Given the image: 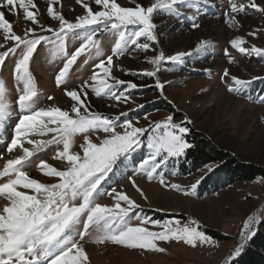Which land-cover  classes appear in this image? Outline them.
Wrapping results in <instances>:
<instances>
[{"label":"snow or ice","instance_id":"obj_1","mask_svg":"<svg viewBox=\"0 0 264 264\" xmlns=\"http://www.w3.org/2000/svg\"><path fill=\"white\" fill-rule=\"evenodd\" d=\"M76 2L82 5L84 14L69 21L54 9L56 0H48L47 13L58 24L45 26L38 18L39 8L35 0H0V32L4 40L0 43V72L6 61L13 58L18 113L10 142L5 143L8 153L14 150L21 153L7 159L0 170V178H6L0 182V196L7 201L0 208V264H89L82 243L86 238H94L95 243L110 241L132 249L156 252L165 251L158 246V241L183 242L192 247L213 244V237L195 220L182 223L175 216L167 220L140 218L137 215L140 206L122 190L113 188L108 193L112 199L110 205L97 202L112 175L126 168L130 158L135 161L136 154L145 146L147 151L135 164V171L145 175L149 181L158 180L166 188L195 196L204 179L201 176L188 186L167 180L169 175H178L175 164L193 146L186 139L190 131L186 125L191 123L187 117L176 122L169 114L162 120L138 127L136 124L139 121L134 123L128 112L110 116L90 110L88 102L90 90L96 97L127 103L131 90L138 85L112 74L114 58L123 56L130 44L133 50H150L154 43H158L157 29L160 25L154 22L155 15L165 12L179 15V9L190 4L191 0H152L146 7L140 3L123 7L117 0H93L98 10H94L88 0ZM248 8L264 13V0H228V9L223 13L225 23L230 27H239L236 15ZM21 11L28 26L22 34H17L7 15H18ZM192 27L199 25L193 22ZM70 35L80 37L78 46L73 49H68L66 45ZM249 35L255 36L256 32ZM9 42L11 46H8ZM210 43L201 40L194 52L206 51ZM229 43L241 54L264 57V48L246 46V40L239 35ZM40 48L46 49L49 59L53 56L58 58L54 61L58 68L55 84L64 87L65 95L71 98L70 110L55 105L37 107L40 93L30 65ZM106 48H110L111 54L105 52ZM192 55L193 51L173 55L159 51L146 58L152 65L151 70L126 74L155 78L154 86L162 94L165 84L158 78L162 65L169 62L183 65L186 58ZM81 62L92 63L91 74L77 87L69 89L66 85L74 79L75 69ZM229 75V70L225 68L221 79ZM252 80L231 76L228 91L246 94ZM47 99L51 101L54 98L48 96ZM257 102L264 103V97ZM13 106L8 84L0 76V134L7 131ZM136 107L143 108V105ZM145 119H148L147 116ZM91 133H103V136H97L96 143L90 138ZM77 136H83L81 151H72ZM50 146H56L53 158L64 161L65 166L61 170L41 159L37 167L45 177L56 178L54 183L41 182L25 171L32 159ZM206 167L212 171L210 166ZM131 182L135 190L144 196L135 180ZM144 198L147 199L146 196ZM133 215H137L139 223L131 222ZM262 222L264 211H253L246 217L240 243L234 246L225 264H233L234 258L240 255ZM152 228L161 230L154 231Z\"/></svg>","mask_w":264,"mask_h":264},{"label":"rangeland","instance_id":"obj_2","mask_svg":"<svg viewBox=\"0 0 264 264\" xmlns=\"http://www.w3.org/2000/svg\"><path fill=\"white\" fill-rule=\"evenodd\" d=\"M88 2L94 10H98L93 0H88ZM117 2L123 7H132L136 3L146 7L152 0H117ZM35 3L39 8L40 22L45 26H56L58 22L47 13L48 0H35ZM53 7L69 21H74L77 16L84 14L82 5L77 4L76 0H56ZM227 9L228 0H208L207 3L204 0H191L190 4L179 9V15L167 12L155 15L154 22L160 25L157 29L158 43H154L147 52L133 50L130 44L123 56L114 58L112 74L121 80L131 81L138 85L136 89L131 90L128 102H116L107 97H96L89 90L90 110L110 116L128 112L129 118L134 123L136 120L139 121L136 124L138 127L147 126L150 121L162 120L169 114L174 116L176 122H181L187 117L191 121L186 125L188 128L208 134L218 147L231 152L240 162L264 167V103L257 102L264 97V87H261L264 83V57L241 54L238 50L232 49L229 43L232 38L239 35L246 40V46L256 45L264 48V13L248 8L236 15L239 27H230L225 23L226 18L223 15ZM7 19L13 24L17 34H22L24 28L28 26L22 11L18 15L8 14ZM193 22L199 27L193 28ZM253 31L256 35H249ZM109 39L111 40L112 37L109 36ZM79 40V36L70 35L66 40L67 48L73 49L74 46H78ZM201 40L210 41V46L204 52L195 53L194 49ZM141 42H144L143 39ZM0 43H4L2 32H0ZM8 46H11V42ZM159 51H163L166 55L193 51V55L187 57L183 65L170 62L162 65L161 71L158 72V78L165 84L162 94L161 90L154 86L155 78L126 74L131 71L151 70L152 65L147 62L146 58ZM105 52L111 54L110 48H106ZM57 60L55 56L49 59L46 49L40 48L31 61L30 70L40 93L37 107L47 108L55 105L61 109L70 110L71 98L65 95L64 87H57L55 84L58 68L54 61ZM13 67L14 59L9 58L0 72V76L8 84L14 105L7 131L0 134V154H2L0 155V170L7 159L21 154L19 150L8 153L5 143V141L10 142L14 121L18 119L15 107L17 92ZM225 68L229 70L230 75L222 80ZM92 69V63L81 62L80 66L75 69L74 79L66 87L69 89L77 87L89 77ZM231 76L246 80H252L253 77L258 79L252 80L246 94L241 95L228 91ZM48 96L54 99L49 101ZM159 99L166 102L172 112L156 111L139 114L140 108H137V105H144ZM131 109L136 110L130 111ZM97 136L102 137L103 133L90 134V138L96 143H98ZM40 138L37 137V139ZM82 143L83 136L75 137L72 151H81ZM55 151L56 146H50L44 152L38 153L25 171L41 182H56V178L45 177L37 167L39 161L43 159L62 170L65 162L53 158ZM146 151L145 146L136 154L135 161L130 158L126 168L112 175L105 185L104 194L98 198L97 202L110 205L112 199L108 193L113 188L117 191L122 190L140 206L137 210L140 218L151 217L167 220L175 216L182 223L195 220L208 235L213 237L214 243L192 247L183 242L158 241V246L164 248L165 251L156 252L139 248L132 249L110 241L95 243L94 238H86L82 243L89 258V264H225L234 246L240 243L243 221L253 211H264V178L256 177L250 181H236L210 193V188L214 183L211 182L212 185L208 190L205 189L202 196H199L201 186H198L195 196H187L182 192L160 185L158 180L149 181L145 175L135 171V164ZM183 162L182 157L175 164L178 175H169L168 182L188 186L208 171V168L204 167L196 172L183 175L181 174ZM4 179L6 178H0V182ZM132 180H135L143 190L147 199L135 190ZM223 183L225 180L220 179V185ZM6 203L4 197L0 196V208ZM137 215L132 217L133 224L139 223ZM152 230L161 229L152 228Z\"/></svg>","mask_w":264,"mask_h":264},{"label":"trees","instance_id":"obj_3","mask_svg":"<svg viewBox=\"0 0 264 264\" xmlns=\"http://www.w3.org/2000/svg\"><path fill=\"white\" fill-rule=\"evenodd\" d=\"M263 84H261V87H264ZM139 110L140 115L156 111L172 112L162 99L144 104L143 108ZM189 129L186 139L193 146L187 150L186 156L183 157L181 174L186 175L206 166H213L211 167L212 171H207L203 176L204 179L199 185L201 186L199 196L204 194L205 189L210 188L211 182L214 183L213 187L210 188V193L219 187L236 181H250L256 177L264 178V167L253 163L240 162L231 152L218 147L208 134ZM220 179H224L225 183L220 185ZM210 233L214 232L210 231ZM233 264H264V222L258 225L256 234L248 241L240 255L234 259Z\"/></svg>","mask_w":264,"mask_h":264}]
</instances>
